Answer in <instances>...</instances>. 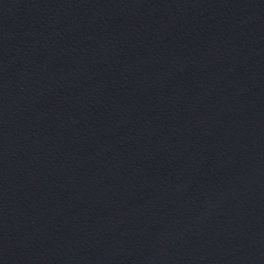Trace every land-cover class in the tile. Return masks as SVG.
<instances>
[{
    "label": "water",
    "instance_id": "95a60500",
    "mask_svg": "<svg viewBox=\"0 0 264 264\" xmlns=\"http://www.w3.org/2000/svg\"><path fill=\"white\" fill-rule=\"evenodd\" d=\"M0 264H264V0H0Z\"/></svg>",
    "mask_w": 264,
    "mask_h": 264
}]
</instances>
